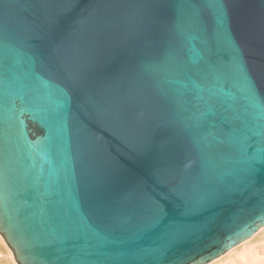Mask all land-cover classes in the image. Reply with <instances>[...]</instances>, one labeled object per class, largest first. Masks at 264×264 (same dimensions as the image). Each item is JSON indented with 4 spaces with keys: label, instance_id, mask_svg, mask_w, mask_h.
Here are the masks:
<instances>
[{
    "label": "water",
    "instance_id": "water-1",
    "mask_svg": "<svg viewBox=\"0 0 264 264\" xmlns=\"http://www.w3.org/2000/svg\"><path fill=\"white\" fill-rule=\"evenodd\" d=\"M262 132L264 0H0L16 264L218 259L264 227Z\"/></svg>",
    "mask_w": 264,
    "mask_h": 264
},
{
    "label": "bare ground",
    "instance_id": "bare-ground-1",
    "mask_svg": "<svg viewBox=\"0 0 264 264\" xmlns=\"http://www.w3.org/2000/svg\"><path fill=\"white\" fill-rule=\"evenodd\" d=\"M4 244L5 242L0 236V245ZM8 249L5 248V253L7 257L13 259ZM0 257H2V254H0ZM0 264H2L1 261ZM208 264H264V227L248 240Z\"/></svg>",
    "mask_w": 264,
    "mask_h": 264
},
{
    "label": "snow or ice",
    "instance_id": "snow-or-ice-1",
    "mask_svg": "<svg viewBox=\"0 0 264 264\" xmlns=\"http://www.w3.org/2000/svg\"><path fill=\"white\" fill-rule=\"evenodd\" d=\"M217 4L219 5L220 3V0H216ZM217 15H218V20H220L222 22V9L218 7L217 9ZM34 99L36 100H40L41 97L39 96V94L36 95V97H34ZM52 118L54 120H58L59 119V112L58 111H55L53 110L52 112ZM256 135H259L260 136V147L257 149V152L254 153V154H251L249 155L247 153V151L245 150V155L248 156V159L249 160H253L255 159L257 156L261 157V158H264V132L262 133H256ZM45 191L46 192H49V193H52V194H55V185L54 184H49L46 186L45 188Z\"/></svg>",
    "mask_w": 264,
    "mask_h": 264
},
{
    "label": "rangeland",
    "instance_id": "rangeland-1",
    "mask_svg": "<svg viewBox=\"0 0 264 264\" xmlns=\"http://www.w3.org/2000/svg\"><path fill=\"white\" fill-rule=\"evenodd\" d=\"M5 248H7L8 249V247L6 246V244H4V245H0V254H2V257H0L1 259H0V261L2 262V264H16L15 262H14V259H11V258H9V257H7V255H6V253H5ZM9 250V249H8ZM9 252L11 253V251L9 250ZM4 255V256H3ZM11 255H12V253H11ZM12 258H13V256H11ZM9 258V259H8ZM5 259V260H4ZM11 260V261H10Z\"/></svg>",
    "mask_w": 264,
    "mask_h": 264
}]
</instances>
